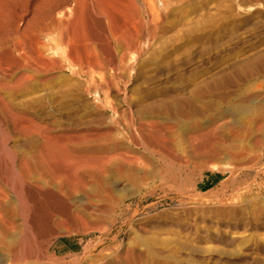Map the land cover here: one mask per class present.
<instances>
[{
    "label": "rangeland",
    "instance_id": "1",
    "mask_svg": "<svg viewBox=\"0 0 264 264\" xmlns=\"http://www.w3.org/2000/svg\"><path fill=\"white\" fill-rule=\"evenodd\" d=\"M48 1L0 0V97L14 112L0 105V192L23 244L20 264H264V143L253 151L259 145L247 142L254 153L249 148L239 162L196 150L170 163L147 131H137L146 122L139 111L168 97L187 100L184 111L201 124L243 100L259 101L264 118V71L236 74L264 55V0H120L121 21L106 24L88 12L87 42L69 32V1ZM72 41L99 66L74 68ZM221 77L216 89L203 88ZM70 126L101 135L102 147L113 149L101 150L102 160L112 163L74 196L28 195L25 229L15 199L17 157L45 150L43 135L66 142ZM256 235L260 249L250 245Z\"/></svg>",
    "mask_w": 264,
    "mask_h": 264
},
{
    "label": "bare ground",
    "instance_id": "2",
    "mask_svg": "<svg viewBox=\"0 0 264 264\" xmlns=\"http://www.w3.org/2000/svg\"><path fill=\"white\" fill-rule=\"evenodd\" d=\"M68 1L70 4V8L68 7L69 9H67L69 12L68 15L70 14L72 16L71 20H69V24L71 23L70 26H71L72 30H69V32L72 31L74 33V36L76 34L77 37H80L79 41H81V42H83L87 39L84 25L88 21H90V17L88 16L89 11H92V13H93V11H96L95 18H99L102 22H104L106 24H111V23H114L115 21L123 20L122 15L119 11V8H117L120 6L119 5L120 0H68ZM68 1H66L67 2L66 4H68ZM126 1L129 2L130 0H126ZM47 2L49 3L48 0H47ZM147 2H148V0H147ZM53 4H52V6H54ZM60 5H61V3L58 6H60ZM66 7H67V5H66ZM152 12H154V11H152ZM64 18L66 20H68V18H66V17H64ZM65 19L63 20V24L65 22ZM67 26H69V25H67ZM46 31H48V30H46ZM64 32H66L67 34L69 33L67 31H64ZM122 33L123 32H121V34ZM40 36L44 37V33L43 34L40 33V35L38 37L40 38ZM79 41H74V43H73V41H72V43L69 42V44L66 46V47H68L70 45V51L72 52V54L70 55V60H71V63L73 64V66L79 65L82 63L90 64L93 66H97V65L99 66V62L94 57L96 55L93 54L94 56L93 55L88 56V55L78 54L79 44H82V43L78 44ZM29 42H31V41H29ZM86 42H87V40H86ZM45 45H47V44H45ZM66 47H65V49H66ZM42 48H44L43 45H42ZM46 48L47 49H43V52L40 49L41 52L44 53V50H48V48L50 49V47H46ZM57 48H58V46H57ZM40 50H38L37 53L40 52ZM51 50H52V48H51ZM79 50H80V48H79ZM81 50L79 52H81ZM57 53H58V51H57ZM41 55L45 56V53L44 54H41V53L38 54L39 57ZM56 55H58V54H56ZM56 55L54 54L55 57H56ZM41 57H43V56H41ZM48 58H49V60L53 59V57L51 59H50V57H48ZM63 58H64V56H63ZM41 59L43 60V58H41ZM70 60H69V62H70ZM44 61L45 60H43V62ZM58 61L59 60H57V63H58ZM51 63H53V62H51ZM70 64H69V67H70ZM100 65H101V63H100ZM54 66H55V62H54ZM105 66H106V64H105ZM76 67H78V66H74V68H76ZM71 69H73V67H71ZM12 70H13V68H12ZM46 70L47 69L45 68V71ZM75 70H77V69H75ZM236 71H237L236 74L243 76V78L245 76L248 79H250L255 73L257 74V72L258 73L260 72V75H261V72L264 71V55L257 57L253 61H249V62H245L243 64H240L239 66L236 67ZM39 73H40V71H39ZM74 74H77V72L73 71L72 75H74ZM85 74H87V73H85ZM25 77H24V79H25ZM27 77H29V75ZM29 79L30 78H28L26 80L29 81ZM32 80H33V78H32ZM223 80L225 81V79H222V77H221V79L215 78L210 83L206 84L203 88L209 89V87L210 88L214 87L216 89L218 87V85ZM0 81H1V79H0ZM0 87H3L1 82H0ZM197 92H199V91L196 89L195 95ZM247 98H251V97H247ZM243 99H244V97H243ZM186 101H184V100L176 101L175 99H173V98L169 99V97H168L167 100L161 102L160 104H150V105L142 108L139 111V114H144L143 117H144L146 122L143 124H139L137 126V131H139L140 133H142V132L144 133L145 131H147L148 133L146 134V137L153 140L154 143H156L159 147L160 146L162 147L161 150L163 153V157L168 162L174 163V161H181L179 159L181 154H185L187 157L192 158L195 156L194 154L196 153V150H198L200 152H201V150H203L202 151L203 154L208 155V157H211L212 161H215V160H219V161H221V160H223V161L228 160L229 161L230 160L231 161L232 160L234 162H239V160H241L245 154H248L247 152H248L250 146H247V142L252 143L253 146L259 145V146H255L256 149L253 150L254 147L251 144V146L253 147V149L250 148L251 151L252 150L256 151L257 147L259 148L260 145L263 146L262 143H264V128H263L264 127V125H263L264 118L260 115L261 110L258 113L257 107H256V106H258L257 104H259L258 103L259 101L257 102V104L255 106H254V103H246V101L243 102L244 100L241 102H238V103H234V104L230 105L229 107H227L226 109H224L222 112H219L220 114H219L218 118L209 119L203 124H201L198 121H196L195 119H193V117L190 115L189 112L184 111L183 106L189 103L188 101L187 102ZM0 105H1L3 110L5 109L6 113H8V114L14 113L12 111L11 107L6 105V103H4V101L1 97H0ZM258 110H259V107H258ZM263 112L264 111H262V115H263ZM228 117H231V122L227 121L224 123H219V121L227 119ZM80 122L82 124V121H80ZM78 123L79 122H77L76 124H78ZM88 123L89 122H87V125H90ZM91 123H92V121H91ZM76 124L74 123V125H76ZM81 124H78L80 128L82 126ZM87 125H85V126L87 127ZM95 125H97V123ZM79 127L74 126V127L69 128L68 130H64V128H63L62 133L67 134V136H65L66 142H62L63 140H59V137L55 136V135L54 136L43 135L42 136V147L45 150L36 151L34 153H30V152L29 153H22L19 155V157H17L19 160L18 171L16 173H14V172L13 173L15 174V178H16L17 182L19 183V188L15 194V196H16L15 199H16L17 208L19 209V213L21 215V218H20L22 221L21 227L27 229L25 227L26 222H25L24 214L27 212V210L29 208V201L27 199L28 195H30V196L41 195L42 196V195L57 194V193H58V195L59 194L62 195V194H65L67 192L71 193V191H72V194L74 196V193H73L74 190L77 189V193H78V191H79L78 188L81 187L80 190L85 189L83 185L85 184V182L87 183V179H91L92 181L97 182L99 180L100 173L102 174L101 171H102L103 165L106 163H110V162L112 163L111 160H113V158H107L105 160V162H104V160H102L101 150H113V149H107L105 146H104L105 148L102 147V145L100 143L101 142L100 141L101 135L99 136L96 133H94V134L89 133L90 135L82 134L83 133L82 131H84V130L79 129ZM56 132H57V130H56ZM157 134H159V137L157 136ZM157 138H161V140H162L161 144H159V140H157ZM250 140H251V142H249ZM248 145H250V144H248ZM253 151H252V153H254ZM247 156L248 155H246V159H247ZM183 157H182V160L184 159ZM244 158H245V156H244ZM248 158H250V157H248ZM251 158H252V154H251ZM255 159H257V158H254L252 160H255ZM116 160H117V158H116ZM259 160H261V159L259 158ZM243 161H246V160H243ZM243 161H242V163H243ZM248 161H251V160H248ZM248 161H247V164H248ZM253 162H255V161H253ZM150 163H151V161H150ZM256 164L257 163H255V165ZM243 165H245V164L243 163ZM227 169L232 171V170H235V167L228 165ZM155 170H156V168L152 167V170H151L153 172L151 174L152 176L155 175V173H154ZM10 171H15L13 166H11ZM101 178H102V176H101ZM94 182H92V184ZM102 182H103V180H102ZM95 184H94V186H95ZM100 184H101V182H100ZM88 185H89V183H88ZM102 186H103V184H102ZM102 186L100 185L99 189H101ZM91 187H92V185H91ZM91 187H88L90 189L89 191H92ZM99 189H96V192H97V190L99 192ZM80 193L82 194V191H80ZM95 195H97V194H95ZM99 195L100 194L98 193L97 196H99ZM92 196H93V194H92ZM92 196H90V197H92ZM96 198H98V197H96ZM64 202H66V201H64ZM12 216L13 215H12L11 204L9 202H5L4 196L0 192V249H2L3 252H5V256L3 258H0V264H20L21 263V259H22V255H23V252L21 253V251H22L21 247L23 244L21 246L18 245L19 242L16 243L18 240L15 241L14 236L12 235V234H14V231L16 228V224L13 221ZM253 230L257 231L258 228L255 227ZM28 232L29 231H27L26 233H28ZM21 233H24V232H21ZM21 233H20V235H21ZM19 237L21 238L22 236H19ZM255 237L257 238L258 235H256ZM25 238L27 239V237H25ZM258 239L259 238L253 240L252 244H250L253 249H255V248L260 249L259 247L264 244V243L262 244L261 242H259ZM20 242H21V240H20ZM23 242L25 243V240ZM28 246H30V245H28ZM34 260L33 261L31 260L32 261L31 264L35 263ZM23 261H24V259H23ZM36 261H38V260H36ZM25 263L29 264L30 260L28 262H24L23 264H25ZM38 264H40V263H38Z\"/></svg>",
    "mask_w": 264,
    "mask_h": 264
}]
</instances>
